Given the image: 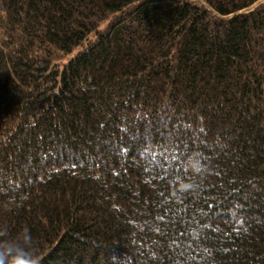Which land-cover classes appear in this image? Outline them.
I'll use <instances>...</instances> for the list:
<instances>
[{"label": "trees", "instance_id": "16d2710c", "mask_svg": "<svg viewBox=\"0 0 264 264\" xmlns=\"http://www.w3.org/2000/svg\"><path fill=\"white\" fill-rule=\"evenodd\" d=\"M0 264H264V0H0Z\"/></svg>", "mask_w": 264, "mask_h": 264}, {"label": "rangeland", "instance_id": "374dc122", "mask_svg": "<svg viewBox=\"0 0 264 264\" xmlns=\"http://www.w3.org/2000/svg\"><path fill=\"white\" fill-rule=\"evenodd\" d=\"M193 1H199L200 2V0H193Z\"/></svg>", "mask_w": 264, "mask_h": 264}]
</instances>
